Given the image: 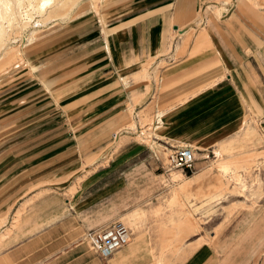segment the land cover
Masks as SVG:
<instances>
[{"label": "crops", "instance_id": "crops-1", "mask_svg": "<svg viewBox=\"0 0 264 264\" xmlns=\"http://www.w3.org/2000/svg\"><path fill=\"white\" fill-rule=\"evenodd\" d=\"M179 1L142 0L114 22L110 33H95V28L84 35L92 37L87 42L92 52L67 73L62 87L76 91L68 97L69 105L78 107L71 115L77 126L102 121L104 130L111 131L126 121L131 97L146 89L137 80L142 64L163 55L171 26L185 24ZM215 37L217 42L208 47L205 38L198 39L182 58L161 69L159 86L141 98L139 109L152 110L155 122L160 112L152 143L124 144L80 184L68 175L84 165L79 155L96 153L92 141L80 145L95 137L93 128L65 138L55 134V146H48L45 131L41 145L31 147L25 140L0 152V264H216L208 247H200L202 240L190 245L191 253L175 248L167 237L171 250L178 252H172L173 258L156 256L168 248L156 241L168 216L159 207L175 200L190 203L193 192L208 185L199 182L197 172L171 194L177 185L166 188L158 173L164 168L163 147L188 146L195 158L205 155L239 131L247 104L264 106V20L248 19L244 28L232 29L229 43ZM48 154L54 156L48 159ZM197 164L196 159V171ZM230 165L223 159L218 164L221 169ZM180 193L183 199H177ZM137 210L150 218L126 247L108 259L90 249L87 234L131 221ZM192 228L185 217L170 233L182 235Z\"/></svg>", "mask_w": 264, "mask_h": 264}, {"label": "rangeland", "instance_id": "rangeland-1", "mask_svg": "<svg viewBox=\"0 0 264 264\" xmlns=\"http://www.w3.org/2000/svg\"><path fill=\"white\" fill-rule=\"evenodd\" d=\"M7 1L14 18L10 24L2 21L5 28L0 32V152L15 144L23 145L25 140L24 144L31 147L41 145L45 131L48 146H55V134L63 133L65 138L72 131L93 128L95 137L84 138L80 145L86 146L85 141L90 145L92 141L96 153L87 158L79 155V162L84 165L68 175L76 184L115 157L124 144L152 143L157 131L153 130L155 113L139 108L141 98L159 86L161 69L182 58L200 38L208 41L206 47L217 42L216 35L223 43H229L232 29L244 28L248 19L264 20V0H180L185 24L171 26L163 55L142 64L137 80L144 82L145 92L131 97L126 107V121L106 131L102 121L89 125L84 121L77 126L71 115L78 107L69 105L71 98L68 97L76 91L62 87L68 83L67 73L92 52L93 47L87 44L92 37L84 35L95 28V33L100 29L104 35L106 30L110 33L114 22L142 0H56L53 7H47L42 14L33 13L28 19L21 15L25 5L19 6L16 0ZM246 108L244 124L236 134L205 155L196 154L197 167L202 169H194L187 175L179 170L165 172L167 151L163 153L164 168L158 173L162 174L166 188L177 185L171 194L178 192L186 177L197 172L201 174L199 182L208 185L205 191L199 187V191L193 192L190 203L175 200L159 207L168 216L164 218L167 225H160L156 231V241L168 248L159 249L157 257L176 255L178 250L173 252L166 243V238L172 237L174 247L185 252H191L190 245L202 240L200 247H208L212 263L264 264V106L255 102ZM53 156L48 154V159ZM222 159L231 163L230 168H219ZM34 188L38 190L39 186ZM179 195L177 199H183L182 193ZM133 216L131 221L124 222L132 234L144 229L150 213L137 210ZM185 217L191 220L193 228L180 236H171L172 227Z\"/></svg>", "mask_w": 264, "mask_h": 264}, {"label": "built area", "instance_id": "built-area-1", "mask_svg": "<svg viewBox=\"0 0 264 264\" xmlns=\"http://www.w3.org/2000/svg\"><path fill=\"white\" fill-rule=\"evenodd\" d=\"M160 118L156 116L155 129ZM167 151L165 172L179 170L185 175L193 172L196 161L193 149L188 146L163 147ZM131 230L123 223H112L98 231L86 235L90 249L100 258L108 259L114 253L126 247L131 241Z\"/></svg>", "mask_w": 264, "mask_h": 264}, {"label": "bare ground", "instance_id": "bare-ground-1", "mask_svg": "<svg viewBox=\"0 0 264 264\" xmlns=\"http://www.w3.org/2000/svg\"><path fill=\"white\" fill-rule=\"evenodd\" d=\"M17 4L23 7L24 6V10H22V16H26V19L29 18L30 15H32L33 13H37V14H42L43 12L46 11L47 7H53L52 5L54 4V2L56 0H16ZM29 1V2H28ZM58 1V0H57ZM56 1V3H57ZM62 1V0H61ZM60 1V2H61ZM8 1L7 0H0V4L2 6H4V8L2 9V7L0 8V32L2 31V27H4L3 22L2 21H6L8 24H10L12 22V19L14 18L11 11H10V7L8 6ZM59 2V3H60ZM16 4V2H15ZM10 5V4H9ZM55 5V4H54ZM58 5V4H56ZM18 6V8H19ZM9 7V8H8ZM21 8V7H20ZM17 9V8H16ZM31 9V10H29ZM12 10V9H11ZM13 12V11H12ZM14 13V12H13ZM20 12H18L19 15ZM15 16V15H14ZM20 16V15H19ZM16 17V16H15ZM33 17V16H32ZM19 18V17H18ZM22 18V17H21ZM16 19V18H15ZM14 19V20H15ZM8 26V25H7ZM5 28V27H4ZM1 36V35H0ZM7 36V34H6ZM7 42V41H6ZM5 44V43H4ZM6 45V44H5Z\"/></svg>", "mask_w": 264, "mask_h": 264}]
</instances>
